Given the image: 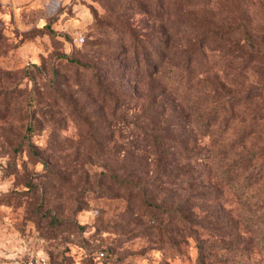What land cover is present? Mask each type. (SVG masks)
<instances>
[{"label": "rangeland", "instance_id": "374dc122", "mask_svg": "<svg viewBox=\"0 0 264 264\" xmlns=\"http://www.w3.org/2000/svg\"><path fill=\"white\" fill-rule=\"evenodd\" d=\"M29 260L264 264V0H0V264Z\"/></svg>", "mask_w": 264, "mask_h": 264}, {"label": "trees", "instance_id": "16d2710c", "mask_svg": "<svg viewBox=\"0 0 264 264\" xmlns=\"http://www.w3.org/2000/svg\"><path fill=\"white\" fill-rule=\"evenodd\" d=\"M190 28V27H189ZM203 33L205 32H208V29H204L202 31ZM198 40H194V41H190V47H179L177 44H176V48L174 51H172V53L169 55V53H166V50L165 48L163 47L162 50L160 49L159 53H157V56L154 58H152V55H150L149 53L150 52H145L142 57H137V62H138V66L141 67L144 71V74H146L150 79H152V76L155 74V72L157 70H159V67L160 66H163L165 67L166 66V63H165V58L167 57V59L169 60V64L170 63H173V58L175 56H177V54H179L180 52L182 53L183 57H184V66H189V58L191 57V54H192V47H196L198 48L200 46V43L199 41L197 42ZM166 43V42H165ZM198 44V45H197ZM187 48V49H186ZM178 49V50H177ZM180 51V52H178ZM67 56L70 60H73V61H79L77 60L76 58H73V57H69L67 54L65 55ZM166 59V60H167ZM171 61V62H170ZM165 63V64H164ZM172 68V66H170V69ZM170 69L167 68V69H163V72L164 74H167L168 77H170ZM173 84V87H171V90L173 92H175V95L177 93L181 94L182 96H185L187 98V101H190V100H193L192 101V104H190V109H192L193 111L196 112V114L199 116V115H205L207 117V120L206 121H209L211 118H214L215 117V114L217 113V111L219 110V107L222 105V103L218 106H210V107H206V105H204L202 103V98H200V96L196 95V98L194 99H190L189 97V88H190V84H188V82L185 81H182V79H176L175 80V83H172ZM161 92V90L158 92V94H153L152 91L149 93V99L156 103V104H153L155 106H157L156 108V115L158 117V120L159 121H166L169 116H171L173 114V111H176V109L178 108V102L175 99V97H173L172 95L170 96L171 98L167 99L169 101H166L164 103H170L171 104V109L169 110L168 114H167V111L165 109V105L163 103V100L162 101H159V102H156L158 101L157 100V95H159ZM228 102H231L228 100ZM230 106H231V103H228ZM180 110L178 111V114L181 115L183 118L184 117H187L188 115L183 112V107H179ZM169 115V116H168ZM146 137H143L141 138L136 146L138 148H145L143 146V143H142V140H145ZM146 149V148H145ZM154 150L160 154V152H162L163 148L160 146V144L158 145H155V148ZM232 165V166H231ZM229 166H227L224 170V172L222 173L223 175V179H225L226 181L228 180H231L234 178L235 176V168L238 164L237 163H234V164H231ZM240 187H242V185H238Z\"/></svg>", "mask_w": 264, "mask_h": 264}, {"label": "built area", "instance_id": "2783aa9c", "mask_svg": "<svg viewBox=\"0 0 264 264\" xmlns=\"http://www.w3.org/2000/svg\"><path fill=\"white\" fill-rule=\"evenodd\" d=\"M27 264H43V263L40 260H36V261L29 260Z\"/></svg>", "mask_w": 264, "mask_h": 264}]
</instances>
